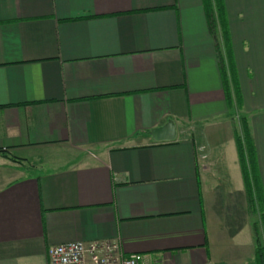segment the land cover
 I'll return each mask as SVG.
<instances>
[{"label": "crops", "instance_id": "1", "mask_svg": "<svg viewBox=\"0 0 264 264\" xmlns=\"http://www.w3.org/2000/svg\"><path fill=\"white\" fill-rule=\"evenodd\" d=\"M223 1L229 42L205 0H0V264L254 261L222 66L264 198V0Z\"/></svg>", "mask_w": 264, "mask_h": 264}, {"label": "trees", "instance_id": "2", "mask_svg": "<svg viewBox=\"0 0 264 264\" xmlns=\"http://www.w3.org/2000/svg\"><path fill=\"white\" fill-rule=\"evenodd\" d=\"M206 11L211 22L212 32L216 34L217 26L219 25L222 28V34L225 42H229V33L226 27L225 22V7L223 0H205ZM216 17L218 19H216ZM218 23V25H217ZM224 31V32H223ZM219 45V44H218ZM220 61L222 62V57L220 49L218 46ZM222 74L224 77L226 96L229 102V106L232 112V118H235L236 109L239 110L240 103L237 100V107H234V102L232 98V92L230 90L229 84L226 80V69L225 66H222ZM234 91H238L237 86H235ZM235 120V119H234ZM236 144L239 156V163L242 169L244 183L246 187V193L248 196V203L250 207L255 208L254 203H258L259 209L263 212L264 216V198L262 195L261 187L259 184V178L256 169V150L255 144L252 137V133L248 124V120L245 116L241 115L239 124H236ZM0 153L7 157L6 152L0 151ZM251 209V208H250ZM255 241H256V257L251 264H264V240L260 237V234L254 230Z\"/></svg>", "mask_w": 264, "mask_h": 264}, {"label": "built area", "instance_id": "3", "mask_svg": "<svg viewBox=\"0 0 264 264\" xmlns=\"http://www.w3.org/2000/svg\"><path fill=\"white\" fill-rule=\"evenodd\" d=\"M48 257L49 264H148L142 254L126 255L116 240L63 243L51 247Z\"/></svg>", "mask_w": 264, "mask_h": 264}, {"label": "rangeland", "instance_id": "4", "mask_svg": "<svg viewBox=\"0 0 264 264\" xmlns=\"http://www.w3.org/2000/svg\"><path fill=\"white\" fill-rule=\"evenodd\" d=\"M216 19H218V18L216 17ZM241 115H243V113H240L239 110L236 109V114L234 116H235V118H236L235 120L237 121L238 124H239V120L241 119ZM19 164L22 168L27 169V166H25L24 164H21V163H19ZM256 202L254 203L255 208H252L249 205V209L251 208L250 209L251 221L253 224V229L255 231H257V233L260 234V237L263 238V240H264V216L262 214L263 212H261L259 209V206H258L259 204Z\"/></svg>", "mask_w": 264, "mask_h": 264}]
</instances>
